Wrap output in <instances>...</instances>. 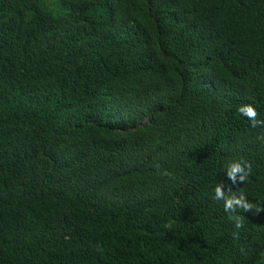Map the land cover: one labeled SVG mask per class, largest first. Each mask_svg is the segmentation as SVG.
<instances>
[{
  "label": "trees",
  "instance_id": "1",
  "mask_svg": "<svg viewBox=\"0 0 264 264\" xmlns=\"http://www.w3.org/2000/svg\"><path fill=\"white\" fill-rule=\"evenodd\" d=\"M258 209L264 0H0V264H264Z\"/></svg>",
  "mask_w": 264,
  "mask_h": 264
},
{
  "label": "clouds",
  "instance_id": "2",
  "mask_svg": "<svg viewBox=\"0 0 264 264\" xmlns=\"http://www.w3.org/2000/svg\"><path fill=\"white\" fill-rule=\"evenodd\" d=\"M239 111L243 113L244 115H246L250 120H255L256 116L258 115L255 108H253L252 106H246V107L240 108ZM250 170L251 168L249 165V172ZM238 172L243 173L241 175L242 181L247 179L249 173L243 172V168H241L238 163L232 167L228 175L233 181H235V175ZM214 198L217 200H224V210L225 212H228V213H235L237 209H243V211L246 212L254 207L253 204L245 202L243 197H241L240 199L225 198V193L221 191V187H216ZM262 210L264 209H258L257 212L262 211ZM230 218L235 219L237 228H240L243 226L242 220L239 216H234V217L230 216Z\"/></svg>",
  "mask_w": 264,
  "mask_h": 264
},
{
  "label": "rangeland",
  "instance_id": "3",
  "mask_svg": "<svg viewBox=\"0 0 264 264\" xmlns=\"http://www.w3.org/2000/svg\"><path fill=\"white\" fill-rule=\"evenodd\" d=\"M51 7H55V4H54V3H52V4H51Z\"/></svg>",
  "mask_w": 264,
  "mask_h": 264
}]
</instances>
